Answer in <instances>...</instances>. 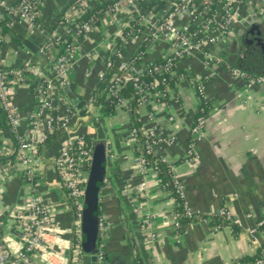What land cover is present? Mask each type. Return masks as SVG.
<instances>
[{"label":"crops","instance_id":"crops-1","mask_svg":"<svg viewBox=\"0 0 264 264\" xmlns=\"http://www.w3.org/2000/svg\"><path fill=\"white\" fill-rule=\"evenodd\" d=\"M2 1L7 6L16 0ZM108 1L91 0L89 4L98 6ZM69 2L42 0L35 30L20 21H16L11 29L22 40L32 43H37L43 36L47 39L56 30L65 29L66 26L58 27V20ZM114 18L102 19L100 28L81 41L82 49H95L94 57L88 59L80 52L76 54L70 83L60 91V99L56 102L58 115L64 114L66 105L74 114L66 129H57L39 148L32 181L48 206L53 229L47 230L41 239L50 252L34 254L31 264H69L73 259L76 236L73 213L53 159L61 143L77 135L95 143L107 142L113 154L108 158L111 165L107 168L98 199L99 218L104 224L100 236L103 264H234L243 257L255 256L264 240V228L259 227L251 236L247 229L255 226L264 212V83L247 84L222 66L211 65L214 74L204 87L211 107L206 114L202 138L196 144L197 157L191 161L181 160L198 104L190 80H179L168 102H154L149 107L142 105L139 108L143 128L155 127L162 135H175L173 142L164 143L154 151L172 163L173 173L183 186L186 204L198 212L225 206L241 219L240 226L224 224L218 230H212L203 221L189 223L177 230L172 226V196L159 187L154 170L141 174L137 169V142L127 111L118 109L113 115L99 120L90 117L93 107L87 101L94 93L97 73L108 54L107 39L124 22L119 16ZM181 22L179 20L178 24ZM253 23L264 30L263 15L254 9L242 10L230 32L234 34L230 45L220 44V40L214 44L216 48L212 46V53L233 65L249 68L237 63L238 53L234 51L242 44L239 37H243V29ZM135 46V42H127L122 55L131 53ZM20 48L30 55L27 59L44 65L38 50L34 53L23 43H14L8 34L2 50L4 62L21 66L27 59L20 65L15 63ZM164 48L163 42L150 43L148 56L156 58ZM176 65L177 69H185L193 77L206 71L200 54L181 58ZM33 84L14 96V103L23 116L33 103ZM148 111L153 112L151 119ZM15 148L14 133L0 126V234L4 245L13 250L21 244L20 224L31 193L30 182L11 167ZM145 216L148 222L141 225V218ZM82 255L81 252V264H85ZM88 264H93V260Z\"/></svg>","mask_w":264,"mask_h":264},{"label":"built area","instance_id":"built-area-1","mask_svg":"<svg viewBox=\"0 0 264 264\" xmlns=\"http://www.w3.org/2000/svg\"><path fill=\"white\" fill-rule=\"evenodd\" d=\"M91 0H70L63 16L58 20V27L66 26L63 31L56 32L39 47L38 53L44 60V65L27 59L21 66H14L4 62L3 46L5 33L3 27L12 28L16 21L23 22L30 30H35L39 24V10L42 0H16L5 6L0 0V108L4 112L7 129L14 133L16 148L11 167L30 182L31 193L26 204V212L21 219V244L16 249L4 245L0 234V264H31L32 256L44 251L50 252L42 244L41 239L47 230H52L51 216L47 204L35 190L32 181L36 164L38 162L39 148L44 146L48 137L57 129H66L71 120L73 110L66 105L64 114L56 113V102L60 99V88H65L70 83L69 75L73 67L75 56L80 52L88 59L94 57L95 49H82L81 41L92 32L100 28L102 19L113 20L118 16L124 22L118 30L114 31L107 39L108 54L103 61L102 69L97 73V81L108 79L106 96L114 95L123 84L130 82L134 92L138 95L139 106L147 103L169 100L175 93L179 80L186 78L183 72H178L177 62L181 58L193 54H200L202 64L206 71L193 77L192 85L196 97L207 100L204 87L214 74L211 65H219L229 74L242 78L247 84L264 83V74L250 75L237 66L230 65L224 58L213 54L212 46L228 35L234 23L238 20L242 10H255L264 16V0H109L107 3L90 6ZM97 7L86 19L79 18L81 13L90 8ZM7 18L3 22L4 18ZM114 18V19H115ZM182 20L178 24V21ZM125 33L123 34L124 29ZM122 38L127 42L138 44L142 39H147L149 44L163 42L164 51L161 53L162 61L153 63L146 69L147 73L161 75L168 72L174 77L173 86L167 78L162 76L156 81H144L143 69L139 61L130 58L122 52L116 39ZM122 58L121 60H118ZM117 67L118 70L110 72ZM35 80L36 82H32ZM34 83V84H33ZM34 85L33 103L23 116L14 103V96L18 92L26 91ZM161 85V86H160ZM94 93H96V86ZM93 93V94H94ZM93 94L88 98L87 104L93 107L90 117L99 120L98 105L93 102ZM162 98L163 100H160ZM118 105H125L127 98L117 97ZM153 117V112L148 111V118ZM206 114L203 107L197 106L194 121L189 128L190 138L182 152L181 160L191 161L197 157V142L202 138L205 127ZM143 138L139 148L145 153L154 152V148L164 143L173 142L175 135L160 134L155 127L143 128ZM135 139V130L132 128ZM95 141L83 135L67 138L53 159L59 181L66 189L69 205L73 213L75 242L72 248L73 264H81V215L83 208L85 182L88 166L92 157ZM105 154L107 158L113 156L107 142ZM137 169L141 174L153 167L147 164V159L141 153H136ZM162 160L167 161L163 156ZM172 184L176 195L184 200L182 184L173 173L170 165ZM140 187H143L140 184ZM183 214L195 216L196 221L207 224L209 216L217 215L219 222L209 224L212 230L220 229L224 224L241 225V219L235 216L225 206L200 216L198 211L192 210L184 200ZM136 210V209H135ZM180 213L174 210L172 226L181 225ZM141 225L148 222V217L141 218ZM189 224V223H188ZM104 224L98 219L99 236ZM264 228V212L256 221L255 226L247 229L251 236L258 228ZM96 264H103L102 243L96 253ZM237 264H264V240L260 245L258 254L253 260H240Z\"/></svg>","mask_w":264,"mask_h":264},{"label":"trees","instance_id":"trees-1","mask_svg":"<svg viewBox=\"0 0 264 264\" xmlns=\"http://www.w3.org/2000/svg\"><path fill=\"white\" fill-rule=\"evenodd\" d=\"M100 6H104V5H100ZM97 7H90L88 9L84 10L81 13V15L79 16V18L86 19L90 15L91 12L95 11V9ZM5 20H7L6 17L4 18L3 22H5ZM3 31H4L5 35L6 34L10 35L11 40L14 43H18V44L22 43L21 37L16 32H14L11 28L4 26ZM125 31H126V28L124 29L123 34L125 33ZM116 42H117L118 46L120 47V49H123L126 47L122 38H117ZM148 45H149L148 40L142 39L141 41L138 42L137 46H135L134 49H132L131 53H129L130 58H132L135 61H139L138 57L140 55L142 56V59H140V64H141L142 69H143V73L141 76L142 79L144 81L152 80V81H156L158 83V81L160 80L159 78L162 75V76H165L167 78V81L169 82V84L173 86L174 77L170 76L168 72H163L161 75L151 74V73L146 72V69L148 67L152 66L153 63L162 61L161 56H158L156 58H150L148 56V53H147ZM224 60L226 61L225 58H224ZM226 62L229 63L228 61H226ZM229 64L233 65L232 63H229ZM233 66H237V65H233ZM237 67L244 70L247 74H250V75L264 74V69H257L256 70V69H251V68L240 67L239 65ZM114 70H118V68L114 66L113 68L110 69V72H112ZM177 71L183 72L184 75L186 76V78L189 79L190 83L194 86L195 80H193V76L191 74H189L187 70L178 69ZM107 81H108L107 78L105 80H99L96 83V93L93 94V102H94V104L98 105L99 116L101 118H103V117L113 115L118 109H123V110L127 111L128 115L130 117L131 128H133L135 130V141L137 142L136 143L137 144L136 145L137 146V148H136L137 153H139V154L142 153L145 156V158L147 159V164L154 168V171L156 173V177L158 179L159 187H161L162 189L169 192V194L172 196V198L174 200V210H176L180 213L179 219H180L181 225L177 228V230H179L181 228V226L183 227L184 225H187L188 223L196 222L197 218L195 216H186L185 214H183V211L185 208L184 200L180 199L176 195L173 184H172L171 170H170V165L172 163L165 161V160H162V156L160 154H157L154 152L145 153L144 150L139 148V142L143 138L142 126H141V122H140L139 114H138V110H139L140 106L137 102L138 95L134 92L131 83L127 82V83L123 84L120 88H118L115 96L114 95L106 96L105 88L107 85ZM62 89L63 88H60L61 92H62ZM117 97L127 98L128 102L125 105H118L117 100H116ZM199 99L200 100H199L197 106L203 107L204 113L207 114V112L209 111V109L211 107L210 100H208V99L205 100L203 98H199ZM160 100H163V99L160 98ZM166 102H168V100H166ZM145 105L147 107L150 106L149 103H147ZM0 126L2 128L7 129V124H6L4 112L1 110V108H0ZM50 138H51V136L48 137V140ZM198 213L200 214V216L206 215L205 212H198ZM219 221L220 220H219L217 215L209 216V220H208L209 224L212 225V224H215ZM84 240L85 239H84V236L82 234L81 247H82ZM99 242H100V236H99V240H98V243L96 246V253L98 252V249H99ZM255 256L243 257L240 260H253V258H255ZM69 264H73V260ZM234 264H237V262Z\"/></svg>","mask_w":264,"mask_h":264},{"label":"water","instance_id":"water-1","mask_svg":"<svg viewBox=\"0 0 264 264\" xmlns=\"http://www.w3.org/2000/svg\"><path fill=\"white\" fill-rule=\"evenodd\" d=\"M245 37L252 40L253 45L255 43L264 45V30L260 29L254 23L249 27L243 29ZM234 38L233 33H229L224 39L220 41V44L229 46ZM46 39L45 36L37 43L29 42L27 39H23L22 43L30 49L31 52H37L39 46ZM239 40H242L239 37ZM255 40L256 42L254 43ZM20 47V46H19ZM216 48V45L213 46ZM241 46L238 47L236 52H240ZM18 58L15 63L17 65L22 64L24 59L29 58V54L26 53L24 48L18 50ZM74 101V100H73ZM111 163L105 154V145L103 140L98 141L94 144L92 157L88 166L86 182H85V192L83 200V208L81 215V232L84 236V242L81 247L82 258L85 264H88L90 260H93V264H96V246L99 240V230H98V199L99 190L103 183H105V176L107 168L110 167Z\"/></svg>","mask_w":264,"mask_h":264},{"label":"flooded vegetation","instance_id":"flooded-vegetation-1","mask_svg":"<svg viewBox=\"0 0 264 264\" xmlns=\"http://www.w3.org/2000/svg\"><path fill=\"white\" fill-rule=\"evenodd\" d=\"M253 41L254 43L256 42L255 40ZM241 43V50L236 54L237 63L251 69H264V45L257 43L253 45L252 40L245 36L242 37Z\"/></svg>","mask_w":264,"mask_h":264}]
</instances>
